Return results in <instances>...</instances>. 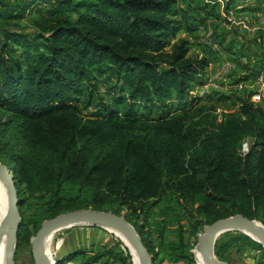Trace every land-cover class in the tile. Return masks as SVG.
<instances>
[{"label":"trees","instance_id":"obj_1","mask_svg":"<svg viewBox=\"0 0 264 264\" xmlns=\"http://www.w3.org/2000/svg\"><path fill=\"white\" fill-rule=\"evenodd\" d=\"M209 1L205 8H220ZM239 1L223 0L226 13ZM46 4V13L33 16L34 0H0V163L13 171L20 199L18 251L29 224L37 234L45 220L85 209L125 216L154 264H196L188 229L196 238L205 226L237 214L264 224V100L253 103L254 92L247 91L234 94V113L215 116L216 108L205 106L143 116L154 104L187 107L214 62L191 55L190 40L174 41L186 24L190 35L197 32L179 0ZM263 61L260 55L245 64L254 71L250 81ZM103 80L112 100L83 116ZM37 198L48 199L27 214L25 204ZM117 248L92 250L90 258L78 249L56 264L132 260ZM234 251H252L255 264H264L263 246L242 232L216 242L220 261L231 264Z\"/></svg>","mask_w":264,"mask_h":264},{"label":"rangeland","instance_id":"obj_2","mask_svg":"<svg viewBox=\"0 0 264 264\" xmlns=\"http://www.w3.org/2000/svg\"><path fill=\"white\" fill-rule=\"evenodd\" d=\"M8 2L14 3L15 0H8ZM258 2L259 1L255 2L257 4L256 7H254L255 11L252 13L264 14V8L259 9L260 6L264 7V0H260L261 4H259ZM208 3H210L209 0H179L180 6L187 10L189 14L190 9L194 8V10L198 11L197 8H205L204 4ZM252 4L254 5L253 0L249 3H240L238 5L240 6L238 7V11L232 10L230 11V13L232 12L231 14L226 13V11L224 10V5L220 6V8L215 9L214 11L210 7L205 8L207 9V11L203 10V17L200 15L198 16L195 12L194 19L196 22H200L201 19H205L206 22L199 26V30L195 33V35H190L187 24L184 25L182 31L178 34V38H176L174 41H177L179 38H186L190 40L192 42L191 55L195 53H198L200 55H207L211 58L210 60H213L214 62L210 63L209 67L205 70L204 75L199 78L190 99H188L189 104L187 105V107H184L185 102L179 101L170 102L167 105V108L162 107L159 104H154L153 106H151L150 110H142L144 118L158 119L178 113L180 112V110H184L190 107L194 109L205 106L215 107L216 111L211 112L214 113L215 116L220 114L234 113L238 110V102L236 103V96L238 95H235V98L233 96L235 93H242L241 96H245L247 95V91L248 93L254 92L253 81H250L253 78L254 71L252 70V66L247 67L246 65H244L243 59L237 57V52L240 49H243L244 54L242 58H245L244 60H251L253 61L252 63L259 60L260 55H264V23L263 18L261 19V16L264 17V15H259L260 17L256 18L255 22L252 23L249 21L251 20V14L242 15L240 12L241 10H246ZM48 9L49 8L46 4V0H34V6L30 9V11L32 12L31 15L36 16L38 13H46ZM243 16H245L246 18ZM234 19L235 21L244 22L246 26L250 27L251 31L239 28L236 26V24H231V20ZM27 22L28 19H25L22 21V24L26 25ZM210 34L212 35V43L215 44L212 55L208 53V48L206 46L208 45L207 43L209 42V40H207V38L210 37ZM223 48H226L225 52L223 51ZM222 70L226 71L224 77L225 80H223L225 82L217 80V77ZM210 79H213L212 86L206 87ZM237 80L242 81L239 83L242 86L241 88H239V90L235 88V86L237 85ZM100 88L101 90L96 94L95 103L90 107L82 106L83 116L94 114L97 110L96 107L99 105L101 106L104 103L103 101L108 102L112 100L111 95L109 94L111 90L110 88H112L111 85L103 80L102 82H100ZM227 96L231 98L228 99L226 98ZM250 100H254L252 96L250 97ZM254 101L257 102V99H255ZM190 102H193L192 105L190 104ZM209 112L210 111H208L207 113ZM248 148L249 142H246L243 146V149L247 151ZM47 199L48 198L41 200V198H37L34 200H30L29 203L25 204L24 210L27 214H34L39 210V208L42 207L43 202ZM27 216V218H29V215ZM161 216L162 214L156 215V221L154 220L155 224L153 225V227L157 228L160 226V221L162 220ZM259 223L264 225L262 222ZM21 224L22 216L20 226ZM29 226L30 231L24 234L25 243L22 241L20 242L19 251L17 238V251L15 253V256L13 257L14 264H35L32 255L31 240L36 236V234L35 230L32 229L34 227L33 224L31 223L29 224ZM189 232L190 230L188 229L186 231L187 240L191 242L192 245H196L198 236L194 238L193 236H191V232ZM113 244L118 245L117 249L120 252L124 253L123 256L125 259L130 257L131 252L127 248V245L116 234L99 227H75L71 229L61 230L54 234L51 240L50 254L56 261L57 258L65 256L67 252L69 253L71 251L83 249L85 251H88L87 257L90 258L95 254L93 251L101 252L104 250V246H110ZM229 259L231 264H255L256 256L252 251H248L245 254H237L234 251L233 253H231ZM133 260V257L131 261L127 259V264H130V262L132 263ZM163 264L169 263L164 262Z\"/></svg>","mask_w":264,"mask_h":264},{"label":"water","instance_id":"obj_3","mask_svg":"<svg viewBox=\"0 0 264 264\" xmlns=\"http://www.w3.org/2000/svg\"><path fill=\"white\" fill-rule=\"evenodd\" d=\"M0 177L4 179L7 189V208L3 217L0 219V245L7 229L14 223V257L17 251V238L21 223L19 210L20 199L14 173L3 163H0ZM82 226L99 227L107 231H109V228H114L122 231L130 241L139 264H154L153 258L143 244L140 235L134 226L127 221L125 216L112 212L87 209L64 213L43 222L41 229L31 240L32 255L35 264H56L53 257L48 259L43 253L42 242L44 239L49 236H54V234L61 230ZM229 232H242L250 236L264 248V225L256 220H251L243 215L237 214L226 219L218 220L203 228L202 232L198 235L197 244L193 250L196 264H198V258L205 264H226L221 262L216 256L215 245L221 236ZM130 256L132 257L131 253ZM10 261L11 264H14V258ZM133 264H135L134 260Z\"/></svg>","mask_w":264,"mask_h":264},{"label":"bare ground","instance_id":"obj_4","mask_svg":"<svg viewBox=\"0 0 264 264\" xmlns=\"http://www.w3.org/2000/svg\"><path fill=\"white\" fill-rule=\"evenodd\" d=\"M6 208H7V189L4 179L0 177V219L3 217ZM108 230L116 234L120 239H122L125 242L127 248L132 254L135 264H139L138 258L127 236L122 231L114 228H109ZM52 238L53 236H49L46 239H44L42 242L43 253L48 259L52 257V255L50 254V245ZM14 247H15L14 223H12L10 227L7 229L0 245L1 264H11L10 260L13 258ZM198 264H205V263L200 258H198Z\"/></svg>","mask_w":264,"mask_h":264},{"label":"crops","instance_id":"obj_5","mask_svg":"<svg viewBox=\"0 0 264 264\" xmlns=\"http://www.w3.org/2000/svg\"><path fill=\"white\" fill-rule=\"evenodd\" d=\"M201 1H204V0H201ZM207 1V0H206ZM220 1V2H219ZM250 1H252V0H241V1H239L236 5H235V7L232 9L233 11H238V7H240V6H238L240 3H249ZM254 1V5L252 4L249 8H247L246 10H241L240 12H241V14L242 15H249V14H251V20H249V18H248V20L250 21V22H255V20H256V18H258V17H260L259 15H264L263 13H261V14H254V13H252V12H254L255 11V9H254V7H256V4L257 3H255L256 1H259L258 3L259 4H261V2H260V0H253ZM205 3V2H204ZM218 3L219 4H221V6L222 5H224V3H223V0H218ZM263 3V2H262ZM204 7H205V4H204ZM259 7V6H258ZM262 8H264V7H259V9H262ZM202 9V7H199V8H197V10L198 11H196V10H194V8L193 9H190V15L193 17V19H194V14H195V12H196V14L199 16H202L203 17V15H204V12H203V10H201ZM264 10V9H263ZM240 14V15H241ZM243 17H245V16H243ZM246 18V17H245ZM263 18V23H264V17L263 16H261V19ZM206 19H208V18H206ZM260 19V18H259ZM194 22H195V25L197 26V32H198V28H199V26H201L203 23H205L206 22V20L205 19H201V21L200 22H196L195 21V19H194ZM250 28V27H249ZM264 29V28H263ZM249 31H251V30H249ZM210 37H208L207 38V40H209V42L207 43L208 45H206L207 46V48H208V50L210 49L211 51H213L214 50V46H215V44H213L212 43V35L210 34L209 35ZM225 49L226 48H223V51L225 52ZM243 49H240L238 52H237V57H239V58H241V59H243V63H244V65L246 64V63H249V62H253V61H249V60H244L245 58H242V56H243ZM236 59V58H235ZM247 59V58H246ZM242 61V60H241ZM248 61V62H247ZM222 71H224L225 72V74H226V71L225 70H222ZM223 82H225V81H223ZM237 85L235 86V88L236 89H238L239 90V88H241L242 86H241V84H239V83H236ZM169 264H171V263H169Z\"/></svg>","mask_w":264,"mask_h":264},{"label":"built area","instance_id":"obj_6","mask_svg":"<svg viewBox=\"0 0 264 264\" xmlns=\"http://www.w3.org/2000/svg\"><path fill=\"white\" fill-rule=\"evenodd\" d=\"M230 23L233 25L236 24L237 27L242 28L244 30H250V28L248 26H246L244 24V22H242V21H235V19H234V20H231ZM224 77H225V72L221 71V73L217 77V80H220L223 82V80H225ZM212 83H213V79H210L209 83L206 85V87L212 86ZM253 89H254V93L252 94V98L254 100L257 99V102H255L254 100H252V102L255 104L262 103L264 100V64L262 65V68L260 70L258 77L253 82Z\"/></svg>","mask_w":264,"mask_h":264}]
</instances>
